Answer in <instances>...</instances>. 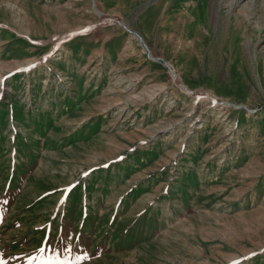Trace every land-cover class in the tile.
I'll return each mask as SVG.
<instances>
[{"label": "rangeland", "instance_id": "obj_1", "mask_svg": "<svg viewBox=\"0 0 264 264\" xmlns=\"http://www.w3.org/2000/svg\"><path fill=\"white\" fill-rule=\"evenodd\" d=\"M0 264H264V0H0Z\"/></svg>", "mask_w": 264, "mask_h": 264}, {"label": "bare ground", "instance_id": "obj_2", "mask_svg": "<svg viewBox=\"0 0 264 264\" xmlns=\"http://www.w3.org/2000/svg\"><path fill=\"white\" fill-rule=\"evenodd\" d=\"M239 26V25H238Z\"/></svg>", "mask_w": 264, "mask_h": 264}]
</instances>
